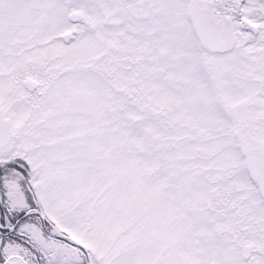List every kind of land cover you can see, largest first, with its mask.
I'll list each match as a JSON object with an SVG mask.
<instances>
[{"label":"snow or ice","instance_id":"snow-or-ice-1","mask_svg":"<svg viewBox=\"0 0 264 264\" xmlns=\"http://www.w3.org/2000/svg\"><path fill=\"white\" fill-rule=\"evenodd\" d=\"M0 264H264V0H0Z\"/></svg>","mask_w":264,"mask_h":264}]
</instances>
